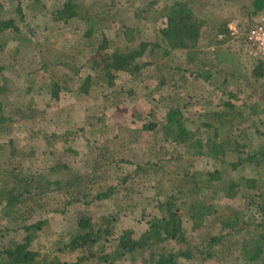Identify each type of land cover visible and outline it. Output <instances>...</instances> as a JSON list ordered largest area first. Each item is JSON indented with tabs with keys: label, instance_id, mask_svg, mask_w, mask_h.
I'll return each instance as SVG.
<instances>
[{
	"label": "trees",
	"instance_id": "1",
	"mask_svg": "<svg viewBox=\"0 0 264 264\" xmlns=\"http://www.w3.org/2000/svg\"><path fill=\"white\" fill-rule=\"evenodd\" d=\"M11 1L15 4L0 17V54L9 53L8 61L0 64V264H210L211 260L215 264H264V89L259 85L257 91L255 87L264 78V66L251 54L252 64L245 65L230 45L236 41L240 54L244 46L250 49L246 32L253 24L252 16L264 12V0H219L240 4L241 18L246 22H239L244 31L235 35L228 29L230 18L209 21L202 0H173L160 8L150 5L141 10L150 13V19L152 12L162 17L163 27L148 36L142 25L148 14L136 12L134 23H120L121 46L110 39L108 31L113 28L104 26V22H112L111 9L102 8L107 0H99L98 4L61 0L50 10L41 0H30L25 12L19 6L20 0ZM108 2L114 4L113 0ZM33 8L42 12L43 24H19ZM71 23L74 27L66 30ZM172 55H182L183 60L172 65ZM80 57L87 58V72L82 74L78 68ZM32 70L42 72L41 81L27 84L25 92L40 84L38 91L53 102L58 101L60 92L91 96L96 89L103 98H115L123 90L129 97L135 91L125 89L121 79L129 77L140 82L150 73L152 77L157 72L167 73L168 77L162 74L157 84L146 88L144 96L153 100V109L136 113L140 119L137 144L140 148L149 145L154 155L140 164L131 156L117 159L109 154L95 138L96 131L103 129L104 119L99 117L100 126L94 125L93 114L78 123L71 119L69 110L63 113L62 109L61 114L66 116L65 125H59L62 129H42L45 110L37 108L32 96L20 98L9 93L7 87L11 73L30 76ZM168 79L173 81L172 87L167 85ZM189 79L206 84L213 93L210 108L198 114L199 124L194 127L183 115L179 100L160 113V102L152 93L153 88L165 84L184 89ZM47 106L52 108L51 104ZM30 122L29 126H36L30 128V139H41L42 151L52 154L57 149L53 150L52 144L61 143L63 148L55 150V163L59 164L30 169L36 162L37 145L27 144L24 151L10 147L15 142L14 124ZM150 139L152 142L145 144ZM79 142L86 148L82 153L77 147ZM163 144L168 145L167 151H162L166 155L163 160H169V166L175 161L183 171L184 178L178 185L172 184L170 173H166L169 167L158 156ZM201 159L209 161L213 169L197 168L195 162ZM67 165L70 171L66 176L54 175L62 168L68 169ZM140 185L153 190H145L143 204L153 203L158 212L149 217L146 229L125 227L114 236L118 213L110 211L93 220L87 211L78 210L66 230L67 239L60 238L56 245L59 251H79L80 255L72 261L37 258L31 244L43 222L30 223L24 214L29 215L35 206H44L47 193L54 190L63 195L65 206H88L122 193L120 200L127 203L124 207L118 205L120 212L129 207L136 209L135 203L131 204L136 200L134 190ZM221 192L228 198L243 199L244 206L236 209L231 219L218 218L221 230L226 232L214 234L208 226L202 228L215 212L211 200ZM138 210L144 217L145 208ZM193 232L194 237L190 236ZM4 240L7 242L3 244Z\"/></svg>",
	"mask_w": 264,
	"mask_h": 264
},
{
	"label": "rangeland",
	"instance_id": "2",
	"mask_svg": "<svg viewBox=\"0 0 264 264\" xmlns=\"http://www.w3.org/2000/svg\"><path fill=\"white\" fill-rule=\"evenodd\" d=\"M3 3V9H1L0 17H4L7 15L8 10L10 7H12L15 3L11 0H0ZM30 0H20L19 6L22 10V12H25V8L27 3ZM79 2L86 3L91 1V4L99 3V0H78ZM114 4H109L108 0L106 5H102V8H109L111 9V23H105V27H112V29H109V34L111 41L115 46H121L124 44L123 38L120 34L121 27L120 23L122 24L125 22L126 24L134 23V14L137 12L138 15H143L144 11L141 9L150 7L152 5L155 8H160L164 3H171L173 0H149L146 2V0H113ZM151 1V2H150ZM197 2L198 0H189ZM4 2H5V8H4ZM62 1L60 0H41L40 3L45 5V9L50 10L54 7H57V5H60ZM204 3V13L206 14V17H208L212 21L215 18L217 19H223V18H230L229 23L232 26H236V29L238 33H243L242 27L239 28L238 24L240 21L246 22L241 14V8L240 4L238 2L233 3H226L224 1L219 0H202ZM13 3V4H12ZM42 12H38L34 10V8L30 11L28 15L24 16V19L22 21H19L20 23L29 24L30 27H36L38 25H42L44 20L41 17ZM148 14V17H146V22H143V31L148 36H153L158 32V30L163 27V19L160 18L158 14L151 13V19H150V13ZM257 16L264 17V12H260L252 16V19ZM136 17V15H135ZM140 18H142L140 16ZM39 27V26H38ZM74 27V23H71L70 26L66 27V30H70ZM40 29V28H39ZM241 29V30H240ZM42 29L39 31L40 33ZM119 34V36H116ZM46 36V35H44ZM48 36V35H47ZM75 38H77V34H73ZM61 38V37H60ZM236 41H231L230 45L232 46L233 50L236 55H239V60L244 62L245 65H249V63L252 64V59L249 57L250 49L248 50L247 47H243V50L241 54L238 52L239 45L235 43ZM233 44V45H232ZM248 51V52H247ZM247 54V55H246ZM237 58V57H236ZM9 59V53H1L0 54V64L4 63L5 61H8ZM171 59H173L172 65L174 63L182 61L183 56H171ZM187 65V63H186ZM189 65V64H188ZM78 68L80 70V73L87 72V58L86 57H80V61L78 63ZM250 66L245 68V71L248 70ZM64 71V70H62ZM68 72V70H65ZM34 70L30 71L32 73L30 76H24V75H14L11 73L10 77L11 79L8 81L7 87L10 88V92H14V94L21 95L20 98H28L29 96H32L34 98V101L36 102L37 108L39 110H45L43 113V119L41 124L43 127L42 129L49 131L55 129L56 131H60L62 128H59L60 126H64V120L66 119L64 112L68 111L71 114V119L73 121H79L78 123L82 122L84 120V117L92 118V123L94 125L100 126L99 117H103L104 121L101 123L103 124L102 130H97L95 133L96 141L99 142V145H103L102 149L104 147L106 148V151L110 154H113L112 156H116L117 159L119 156L123 155V157L131 156L130 158L133 159V161H137L140 164L144 163L154 155L153 148H150L149 145H147L144 148H140V146L137 144L140 141V136L137 129L138 125H140V119L136 116V113H142L146 112L149 109H153V100L151 98H147L144 96L146 93V90L157 84L159 80V76L164 74L165 76L168 75L167 73H155V76L152 77L151 73L148 78H144V80L140 82H136L137 80H130L129 77L125 79H121L119 81L120 83L123 82L125 89H133L135 93L133 95H130L127 97L126 93L121 92L116 94V97L114 98V95L109 96V98H103V95L101 92L96 89L91 96H85L83 94H78L76 92H60L59 99L57 102H53L51 99H49L48 95L40 93L36 87L38 85L42 87L40 84H36L31 91L25 92V86L29 83H36L40 80V76H42V72L37 70L36 73H33ZM4 73V69H3ZM61 73V72H60ZM18 76H22L19 78ZM17 78V80H13L14 78ZM31 77V78H28ZM168 77V76H166ZM47 79V78H45ZM158 79V80H157ZM168 86L172 87V80H167ZM46 81L45 83L47 84ZM260 83V84H259ZM166 84L157 87L152 92L155 99H157L160 102V113L166 112V105H169L170 103H176L178 100L181 102V109L183 112V115L187 117L190 125L192 127L199 124L198 121V114L201 113L202 110L209 109L210 104L209 101L211 97L213 96V93H210V90L208 87H206V84H202L201 82L193 83L191 82V79L187 82V87L184 89H175L170 88ZM264 89V78L260 79L259 82L255 85L257 91H260V87ZM147 88V89H146ZM259 95V93H255L254 96ZM182 99V101H181ZM8 100V99H6ZM6 100H3L4 102ZM7 102V101H6ZM214 103V101H212ZM47 104H51L52 108H49ZM64 110L61 114V110ZM32 123L23 125L20 123H15L12 128V136L15 139V142L10 145V147H14V150H20L24 151L25 146L27 144L29 145H37L35 146L37 148L35 154H36V162L32 164L30 169H38L45 167L47 165H55L59 163H55L57 161L55 150H61L63 146L61 143H56L55 146L52 144V149L54 150V147L57 149L54 150V152L51 154L50 152L42 151V140L41 139H30L29 136L30 128L36 127V126H29ZM136 135L134 136V134ZM102 134V135H100ZM92 142L94 139L91 140ZM151 141L148 140L145 144L149 143ZM41 142V144H40ZM96 142V143H97ZM152 142V141H151ZM144 145V144H143ZM84 143L79 142L77 147L79 151L82 153L86 150L84 147ZM168 145L163 144L161 147L160 152H158V156L161 159V162L166 165V167H169L166 170V173H170V176L172 177V184L178 185L181 182V179L184 178L183 171L180 170L178 163H175L173 161L172 165L169 166L168 163L169 160L165 162L163 160L164 155L163 150L167 151ZM112 149H114V153L112 152ZM19 157V156H16ZM168 157V156H167ZM61 158V157H60ZM183 162V160H181ZM179 162V163H181ZM134 163V162H133ZM195 165L197 168L201 169L204 167L207 170H212L213 166L212 164L207 161L206 159H201L200 162H195ZM68 166V165H67ZM159 167V166H158ZM157 167V168H158ZM67 168V167H66ZM62 168L60 172L55 173L54 175L58 176H66L68 174V169ZM160 168V167H159ZM156 171V168H151L150 171ZM63 171V174L61 173ZM123 171H127L126 168L123 169ZM170 171V172H169ZM206 171V170H205ZM158 173V172H157ZM233 175L235 173H232ZM155 178L158 176L156 174H152ZM167 175V174H165ZM137 179L142 180V177H138ZM164 180V179H163ZM166 181V180H165ZM167 184V181L164 183ZM147 188L143 186H137L136 190H134V197L136 200H133V205L135 203L136 209H130V207L126 211H120L117 209L118 205H122L123 207L127 202L120 200L121 194H119V197H115L114 199L109 200H103L99 202H92L88 206L81 205L79 203L71 204V205H63L64 198L63 195L58 194V192L52 190L49 193H47L46 197L44 198V201L42 203H45L42 207H34L30 214L27 215L24 214L25 220L32 223L36 221H42V227L40 230L35 231L34 238L32 240L31 248L36 251L38 254V259L45 258L46 260H54L55 258L61 260V261H72L75 260L79 255V251H72V252H63L59 251L57 249L56 241H58L60 238H66V230H68L71 227L72 221L75 219L76 213L79 211H87L90 216L93 218V220H97L102 215H107V213L115 212L117 214V221L115 223L114 229H113V235L117 236L118 233L125 227H131L136 231H143L147 227V220L150 216L158 214L156 207L153 205V203L143 204L145 203V199L147 197L146 192ZM148 193L153 192V190L150 188V191H147ZM183 199L179 200L182 201ZM212 205L214 206L215 212L212 213V216L209 217L208 223L206 226H204L202 229H205L208 226V230H210L212 233L217 234L219 232L225 233L226 230H221L220 223L218 222V218L222 217H229V219L232 218L233 215H235L234 211L238 208H241L243 205V199H234V198H228L223 193L216 194L215 197L211 200ZM145 208V215L144 217H141V212L139 207ZM181 206V204H180ZM244 206V205H243ZM131 210L132 212H130ZM129 213V214H128ZM5 225H8L6 222H2ZM189 224L186 222L185 227H187V231L189 232ZM203 232V231H201ZM234 234V233H232ZM189 235V234H188ZM204 235V234H203ZM202 234L199 236H203ZM190 236L194 237L195 233H191ZM9 237V236H6ZM196 239L198 237H195ZM7 240V238H6ZM4 240L3 244L7 241ZM210 261V260H209ZM210 264H215V261H210ZM81 264H92L89 263V261ZM189 264H198L197 262L193 261L192 263L189 262ZM242 264V263H238Z\"/></svg>",
	"mask_w": 264,
	"mask_h": 264
},
{
	"label": "built area",
	"instance_id": "3",
	"mask_svg": "<svg viewBox=\"0 0 264 264\" xmlns=\"http://www.w3.org/2000/svg\"><path fill=\"white\" fill-rule=\"evenodd\" d=\"M252 22V26L246 32V41L250 47V54L258 57L264 66V17H254ZM228 29L231 35L237 33L236 26L228 24Z\"/></svg>",
	"mask_w": 264,
	"mask_h": 264
}]
</instances>
